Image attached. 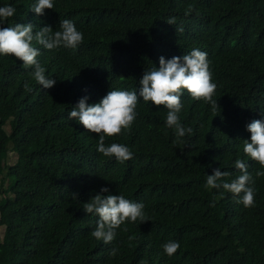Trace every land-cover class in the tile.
<instances>
[{
  "label": "trees",
  "instance_id": "16d2710c",
  "mask_svg": "<svg viewBox=\"0 0 264 264\" xmlns=\"http://www.w3.org/2000/svg\"><path fill=\"white\" fill-rule=\"evenodd\" d=\"M35 3L0 0L16 8L4 26L57 31L70 19L84 40L53 50L33 42L56 80L49 89L32 67L0 54V264H264V177L255 176L264 169L243 152L246 125L264 120V0H53L43 15L31 10ZM194 48L208 54L218 107L184 91L180 121L193 131L183 142L166 125L168 109L143 97L131 127L105 137L133 152L122 163L68 119L82 97L92 104L111 88L139 91L161 56ZM237 159L255 179L252 207L205 186L216 168L231 173L228 182L240 175ZM96 194L142 202L147 221L125 222L109 244L97 240L98 216L83 209ZM168 241L180 243L171 257L162 248Z\"/></svg>",
  "mask_w": 264,
  "mask_h": 264
},
{
  "label": "clouds",
  "instance_id": "9594fccd",
  "mask_svg": "<svg viewBox=\"0 0 264 264\" xmlns=\"http://www.w3.org/2000/svg\"><path fill=\"white\" fill-rule=\"evenodd\" d=\"M46 9H54L53 0H36L31 8L38 15H43ZM191 10L192 6L188 11ZM15 13L16 8L12 5L0 7V54L13 55L22 61L25 67H32L34 69L32 76L35 81L43 89H49L56 84V80L45 75L46 69L37 59L40 49L34 46L33 42L48 50L61 46L76 49L84 40L83 33L70 19L62 20L60 30L57 31H53L50 25L34 31V25L31 23L4 26ZM167 22L174 25L176 23L175 18H170ZM177 31H183V28H178ZM207 56V52L199 48L192 49L183 57L173 56L166 59L161 56L159 67L145 70L139 81L141 85L139 91L111 88L98 103L92 104H89L87 102L89 98L84 96L67 117L69 120H77L87 131L99 136L97 143L99 153L106 157L114 156L122 163L131 159L133 152L121 143L106 145L105 137L115 136L121 133L122 129L131 127L137 117L136 108L139 97H143L144 102L151 101L156 106H164L168 109L166 125L174 128L177 141L183 142L182 138L193 131L191 127H185L180 121L179 114L183 108L181 97L184 91H187L195 100L209 103L214 113L217 111L218 102L214 99L217 84L213 81ZM246 129L251 133V137L250 140H244L243 152L258 162L261 169H264V120L253 119L246 125ZM235 168L239 170L240 175L231 179L230 182L224 179L231 176L230 172H222L219 168L214 169V174L207 175L205 186L222 188L238 197L237 202L242 203L244 207H252L255 203V179L243 160L237 159ZM255 176L264 177V171L256 170ZM108 191L107 187L101 189V193ZM212 206H215V201ZM144 207L142 202L129 200L123 194L107 196L96 194L83 204L86 213H95L98 216L96 227L91 231V235L105 244L115 239L116 229L125 222L147 221ZM162 248L164 253L171 257L180 248V243L168 241L162 245ZM118 251V248L113 247L109 250V254L115 256Z\"/></svg>",
  "mask_w": 264,
  "mask_h": 264
},
{
  "label": "rangeland",
  "instance_id": "374dc122",
  "mask_svg": "<svg viewBox=\"0 0 264 264\" xmlns=\"http://www.w3.org/2000/svg\"><path fill=\"white\" fill-rule=\"evenodd\" d=\"M16 156H17V155H16L15 152H11V153H10V155H9V157H8V160H10V163H14V162H15V160H16ZM3 234H4V232H3V226L0 225V239H2Z\"/></svg>",
  "mask_w": 264,
  "mask_h": 264
}]
</instances>
